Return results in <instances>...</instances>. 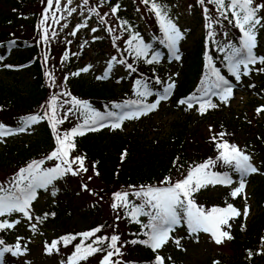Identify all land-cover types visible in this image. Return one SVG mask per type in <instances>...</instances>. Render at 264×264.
Segmentation results:
<instances>
[{
	"label": "trees",
	"instance_id": "1",
	"mask_svg": "<svg viewBox=\"0 0 264 264\" xmlns=\"http://www.w3.org/2000/svg\"><path fill=\"white\" fill-rule=\"evenodd\" d=\"M138 1L147 12L146 21L151 26V35H149L148 41L143 38L145 34L139 33V36L145 43L151 44L152 49L171 55L166 45L160 43L163 33L159 28L154 13L149 11L151 5H145L142 0ZM262 1L264 0H257L258 3ZM156 2L164 5L163 0H156ZM196 2L198 3V0ZM111 4L110 1L104 0L101 4L92 0L89 1L91 8L97 9L98 16L104 17L105 23L103 24L109 41L117 48L121 59L132 64L136 69L135 72L128 69L131 75L135 76V81L141 79L149 87L154 86L160 89L163 83L156 84L155 79L159 77L162 82L163 79L155 62L147 64L143 58L137 60L134 55L129 54L131 50L128 49L126 41L131 37V34L138 32L129 26H122V24H120L121 29H116L112 24L113 20L105 16V10L111 8ZM46 7L47 0H0V54L5 56L3 62L6 66L24 68L21 71H15L17 74H13L9 80L0 78V123L15 129L22 123V118L24 117L30 115L44 116L46 112H50L53 96H56L59 100L56 102L57 118L67 115V119L62 124L57 125V131H53L49 119L45 118L27 128V131H29L35 127L36 132L33 138L24 142L25 146L6 144L4 147L6 157L0 159V171L3 172L6 183L20 168L25 167L34 160H45L42 166L45 168L54 167L56 163H59V161L45 159L58 147L56 141L57 132L63 135L64 132L82 124L84 119L81 114L82 110H78L77 106L72 103L73 98L87 102L91 109L101 113L119 111L114 108L115 104L136 99L135 93L128 96H120L107 82H100L99 84L86 83L76 76L68 77V91L71 97L56 95L50 90V83L54 77L53 74L49 75V73L57 70V63L59 59H63L66 45L63 38L57 35L51 36V33L56 28L54 19L51 16L54 6L45 24L49 31L50 39L47 42L40 39L42 30L38 28V25ZM204 7L209 9V15L213 17L214 41L208 37L209 30L206 27L208 21L205 18ZM201 8L203 10L202 22L205 23L204 33L196 42L194 49L185 55L187 65L184 71V81L176 88L173 94V104L180 108L186 107L179 105L178 100L189 97L197 92V89L201 86L205 73L208 71L209 56L212 57L213 64L220 69L222 75L232 83H237L234 82L235 78L225 67L224 53L218 50L223 44L219 42L216 28L217 26H224L226 33L232 35L229 37V41L234 43L238 42L239 30L237 29V34H235V28L227 20H223V18L218 16L215 6L208 3L207 0H205V5L201 6ZM217 19L222 20V23L216 24L215 21ZM108 28H112L113 31L111 33L108 32ZM113 37H118L115 43L113 42ZM133 43L135 44L136 41ZM126 49L128 50L126 51ZM45 57H47L46 60ZM10 72L9 69L7 73ZM59 75L63 76V74ZM7 76L9 77L10 74ZM92 85H100L95 88L99 91L92 92ZM253 85H255V88L262 90L259 96L261 95L263 100L256 98V100H251L252 103L264 104L262 103L264 101V77L261 79V83L255 81ZM150 100L151 96L147 98V102ZM65 105H69V108H71L70 114L65 112L63 108ZM208 114V116L205 115L199 120L210 121V127L207 124L202 126L198 120L193 123L191 118L181 120L177 118L175 123L171 124V129L167 134L147 141L132 134L123 135L119 129L107 133L106 128L108 127L98 131H88L83 136L73 138L75 148L71 152L76 156L85 157L84 164H86V168L89 171L91 168L94 174L95 172L99 173L96 176L100 185L96 183L91 187V191L95 192L110 208H112L111 204L115 202L113 195L115 192L129 191V200L134 203H140L139 200L131 195L133 189L130 186H136L137 189L141 185L161 186V181L165 177H171L173 181L180 180L184 178L188 170L193 166L206 162L209 158L215 159L218 155L215 145L221 142V139L217 137V141L214 142L211 137L221 131L226 133L223 140L239 146L251 155L253 161L258 159L261 172L264 174V117L254 118L248 113V110L239 112L234 108L224 112L219 110L218 107L211 110ZM189 115L192 114L189 113ZM123 152H126L127 155L122 160L121 154ZM91 161L93 163L92 167ZM211 170L218 172L227 171L232 176V179L238 175L231 169L221 167L219 164ZM256 174H251L248 177L254 184L252 196L255 202V214L247 223L242 214L240 217L230 221V229H225L230 231L233 237L231 239L233 245L241 246L244 249L252 248L254 251L262 246V239H264V176L258 175L254 177ZM230 191L231 188H225L214 195L201 189L194 194L193 198L197 205H201L205 209H210L214 206L226 207L228 203H231L240 210L242 205L240 199L242 196L231 198L228 195ZM117 209L120 210V208ZM121 214L116 216L113 212L105 220L94 223L92 226L65 230L63 234L54 237L52 241L58 240L65 235H76L93 230L98 226H103L101 231L96 233V237L118 235L120 244H123L121 253L124 252L128 258L125 262L126 264H154L157 253L152 252L148 247L141 244L125 243L136 239H145L146 237L143 235L145 230L142 229L141 224L132 222L130 217L123 212ZM117 217L120 218L117 219ZM140 219L146 223L148 218L143 219L141 216ZM176 229L179 233L184 234V238H195L188 235L186 227H177ZM122 236L127 240L122 242ZM96 237H92L87 243H91ZM0 239L4 240V245L7 244L5 231H0ZM52 241H48V243L50 244ZM79 243H81V237L79 236L67 246H64L63 242H61L58 245L59 252L62 250H69L70 252L72 250L73 253L74 245ZM106 244L107 242H105L104 246ZM4 245H0V247ZM104 254L102 252L96 253L86 262L91 261L90 263H92L95 260V264L96 262L98 264V256ZM158 254L160 255V251ZM5 256L6 253L3 263L6 262ZM66 260L67 258L62 261ZM86 262H82V264Z\"/></svg>",
	"mask_w": 264,
	"mask_h": 264
},
{
	"label": "snow or ice",
	"instance_id": "2",
	"mask_svg": "<svg viewBox=\"0 0 264 264\" xmlns=\"http://www.w3.org/2000/svg\"><path fill=\"white\" fill-rule=\"evenodd\" d=\"M83 2L87 5L89 0H83ZM207 2L215 6L219 17L227 20L232 27L239 30L238 42L229 41L218 48L221 53H224L225 67L235 78V81L239 82L242 76H248L253 71L264 72V67L255 68L257 64L264 65V56L257 55L254 51L257 48L258 31L264 28V23H262L264 17L258 15L261 10H264V3H258L257 0H207ZM67 3L71 4L72 0H67ZM142 3L145 5L150 4L149 11L153 12L157 18L159 28L163 33L160 43L166 45L171 55L176 60H179L178 44L183 38V33L168 16L167 8L157 3L156 0H142ZM198 3L204 6L205 0H198ZM55 4L57 11H59L60 0H55ZM52 8L53 0H47V7L38 25V28L42 30L40 39L45 42L50 39L49 31L45 27V24L49 19V13ZM119 9V4L112 6V14L115 15ZM74 11L76 9H70L69 15ZM89 12L99 15L96 8L89 9ZM204 14L208 21L206 24L209 30L208 37L214 41L213 17L209 15L207 7H204ZM51 16L53 19H56L54 12L51 13ZM100 23H105L103 16H100ZM215 23L221 24L222 20L217 19ZM127 24V21L122 22V26ZM84 27H87L86 20L84 23L77 25L76 30L71 35L75 36L76 32ZM97 30L96 28L91 29L92 32H96ZM107 31L111 33L113 29L108 28ZM224 35L227 36V33L225 32ZM51 36H56V33L52 32ZM116 39L118 37H113L114 43ZM134 41H136L135 44L133 43ZM126 43L128 49L131 50L129 54L134 55L137 60L143 58L145 63L153 64L154 62H158L161 57V53L155 51L152 52L151 58H148L150 51H152V45L145 43L139 36V33L131 34ZM46 59L47 57H45ZM64 59H68L67 53L64 54ZM0 60H3L2 56H0ZM112 61L125 65L132 72L136 71L132 64L127 63L123 59L117 60L116 57H112ZM7 67L11 66L8 65ZM111 67L112 64L109 63V71ZM88 70V67L81 69L84 72ZM74 75H79V72L74 73ZM98 78L104 79L106 76ZM155 83L162 84V81L159 77H156ZM135 86L136 99L115 104L114 108L119 111L101 113L91 109L87 102L73 98L72 103L77 106L78 110H82L81 114L84 119L82 124L72 128L70 131L64 132L63 135L57 132L56 141L58 147L45 159L59 161V163H56L54 167L45 168L42 167L45 160H34L25 167L20 168L6 184L0 183V217H12L14 214H19V218L12 219L11 221L6 218L0 220V231L14 229L24 220L29 222L28 226L35 233L37 231V224L31 223L34 219L32 204L38 198V190L48 191L49 186L54 185V181L63 178L67 174L75 176L81 172L88 171L84 166L85 157H71V150L75 148L73 138L83 136L88 131H98L104 127L120 129L125 121L139 119L158 110L161 102L169 100L175 88V82L167 83L155 92L141 79L135 81ZM235 86L234 83L221 74L220 69L213 64L212 57L209 56L208 71L205 73L201 86L197 89V92L189 97L178 100V104L185 105L186 110L195 109L199 114L204 115L208 110L218 107L217 103L212 102V97H217L220 102L227 104L233 96ZM249 87H255V85H249ZM65 95L70 94L65 93ZM150 96H155V99L152 102H147V98ZM56 100L57 97L53 96L50 112H46L44 116L30 115L24 117L22 118V123L15 129L6 127L0 123V140L16 132H24L31 125L45 118L49 119L53 131H57V125L62 124L67 119V115L59 119L57 118ZM67 111L71 112V108ZM256 112L258 115L264 112V106L257 108ZM225 135L226 133L221 131L211 137L214 142L217 141V137L221 139V142L215 145L218 150L216 158H209L206 162L193 166L188 170L183 179L173 181L171 177H165L161 181V186L141 185L139 189L136 186H130L133 189L131 195L139 200L140 203H134L129 200V191H118L113 194L115 202L111 204V207L113 209L123 208L131 221L141 224L142 229L145 230L143 231L145 239H136L125 243L141 244L148 247L152 252L157 253L154 264H165V257L158 253L169 241L174 243L177 248L181 247V238H176L172 235L177 227H186L188 235L195 237L197 241L200 233L210 234L212 240L218 245L222 244L225 239H233L230 231L225 229L231 228L230 221L240 217L242 215L241 211L231 203H228L226 207L214 206L210 209H205L203 206L197 205L193 198L194 194L203 188H207L210 185H223L231 188L228 194L231 198L243 196L245 200L247 199L245 195L246 178L251 174L258 173L260 169L252 163L251 155L239 146L223 140ZM126 155L127 153L123 152L121 159L123 160ZM217 164L221 167L229 168L238 174V182H234L232 176L227 171H212L211 169L215 168ZM73 165H78V167L74 169ZM95 175H99V173L95 172ZM234 183H237V186L232 187ZM82 188L88 190L87 185H82ZM51 195H56L54 188L51 191ZM249 212L250 207L246 204L243 216L246 218ZM51 215L54 216L55 214L52 213ZM48 216L49 214L45 213L42 217L36 216L35 220L42 223ZM141 216L148 218L146 223L141 221ZM119 218L117 217V219ZM102 227L98 226L93 230L76 235H65L58 240L52 241L50 244L45 242V253L48 255L54 252L58 253V245L61 242H63L64 246H67L79 236L81 237V243L74 245V251L71 256L66 261H62L61 264H81V262H86L90 257L99 252L105 253L100 264H122L119 259H113V257L121 255L123 244H120V237L118 235L96 237V233L100 232ZM92 237L96 238L91 243H87ZM105 242H107L106 246H104ZM4 243V240L0 239V245H4ZM262 247H264V239H262ZM27 251V246L25 245L22 248L19 242L14 248L8 246L0 247V264H3L5 253L20 256ZM252 255L253 252L249 250L248 258H251ZM168 259L170 260L171 257H168ZM214 264H219V262L214 261Z\"/></svg>",
	"mask_w": 264,
	"mask_h": 264
},
{
	"label": "rangeland",
	"instance_id": "3",
	"mask_svg": "<svg viewBox=\"0 0 264 264\" xmlns=\"http://www.w3.org/2000/svg\"><path fill=\"white\" fill-rule=\"evenodd\" d=\"M92 1L101 4L103 0ZM104 1H110L112 3L111 6L116 4L120 5V9L115 15L112 14L111 8L105 10V16L113 20L112 24L116 29L120 28V24H122L123 21H127L128 24L125 26L131 27L138 33L145 34L143 38L148 41L147 39H149V35H151V26L146 21L147 12L138 0ZM163 1L164 6L167 8L168 16L176 23L183 33V38L178 44V55L180 59L176 60L170 54L161 53L159 61L155 62L156 67L160 70L159 72L163 78L164 85L173 81L175 82L174 91L184 81V71L187 65L185 55L194 49L196 42L203 35L204 23L202 22V8L196 0ZM54 8L56 16V19H54L56 24L54 32L65 41L66 49L64 52L67 53L68 59L65 60L64 57L63 59H59L57 70L49 73L51 75L53 74L54 77L53 81L50 83V90L56 95L71 97L70 95H65V93L70 94L68 91V77L76 76L86 83L91 82L99 84L101 81H106L117 94H120V96L134 94L136 87L135 76L131 75L125 65L112 61V57H116L117 60H121V57L117 52V48L109 41L104 24L100 23V16L89 12V9H91L89 3L85 5L83 0H72V3L68 4L67 0H60L59 11H57L55 3ZM73 8L76 9V11L69 15V10ZM258 15L264 17V10H261ZM85 20L87 21V27L80 28L75 36L71 35V33L76 30L77 25L84 23ZM262 23H264V20H262ZM65 25L67 26L65 27ZM92 28L98 30L92 32ZM225 31V27L222 25L216 28L217 37L223 43L229 41V37L224 35ZM155 51L157 50L152 49L149 56ZM257 55L264 56V28L258 31ZM109 63L112 64L110 71L108 70ZM85 67H88L89 70L86 72L81 71V69ZM260 67H262L260 64L255 66V68ZM14 69H10L11 72L7 73L9 68L5 66L3 61H0V78L6 80L11 79L13 74H17L15 73L17 70ZM77 72H79V75H74V73ZM8 74H10L9 77L7 76ZM59 74H63V76ZM102 76H106V78H98ZM263 77L264 72L257 71H253L248 76H242L243 82L239 83L238 90L233 92V96L228 103H218L219 110H223L224 112H227L230 108H234L239 112L241 110H248V113L254 118L264 117V112H261L259 115L256 112L257 108L264 106V104L252 103L251 101L256 100V98L263 100L261 95L259 96L262 90L249 87V85L255 81L261 83ZM99 86L100 85H92L91 91H99L95 89ZM150 88L153 92L159 90V88L154 86ZM172 94L169 100L161 102L158 110L142 116L139 119L125 121L122 128L119 129L121 134H132L147 141L167 134L171 129V124L173 125L177 118H180V120L191 118L193 123H196L198 120V122H201L202 126L207 124L208 127H210V121L199 120L205 115L208 116V113L201 115L195 109L186 110V108H180L174 105ZM154 99L155 96H151L150 102ZM57 101L59 100L57 99L56 102ZM262 103H264V101H262ZM63 108L65 112L71 113L67 111L69 105H65ZM210 110L208 112H210ZM189 113L192 115H189ZM35 130L36 128L33 127L29 131L17 132L0 140V159L6 157L4 150L6 144H10L11 146H25L24 142L34 137ZM115 130L117 129H112L110 127L106 128L107 133L109 131L114 132ZM71 157H76V155L71 152ZM92 164L91 161V167L93 166ZM254 165L260 169L258 159L254 161ZM84 166L86 167V164H84ZM77 167L78 165H73L74 169ZM260 172L254 177L258 175L264 176V174ZM89 177H91V179H89ZM248 177L246 178L245 188L247 199L245 200L243 196L240 199L242 202L240 206L242 214L246 204L250 207L249 215L246 218L244 217L246 223L256 212L254 197L252 196L254 184H252L251 179L249 180ZM238 180V175L233 178L234 182H238ZM0 183L6 184L2 171H0ZM96 183L100 185L97 176L90 168V171L81 172L79 175L74 176L67 174L63 178L54 181V185L49 186L48 191L38 190V198L32 204V215L34 219L31 221V223L37 224V231L34 233L28 226L29 222L24 220L14 229L5 230L6 238L8 242L12 244L13 248L19 242L22 248L26 245L28 249L25 254L20 256H14L9 253L8 264H60L69 250H62L58 253L54 252L48 255L45 253V242L51 241L56 236H60L65 230L75 227L84 228L92 226L94 223H99L113 212L116 216L122 215V212L126 214L123 208H120V210L110 208V206L101 200L95 192L93 193L91 191V187ZM82 185H87L88 190H84ZM235 186H237V183L232 185V187ZM53 188L56 190L55 196L51 195ZM225 188L230 187L210 185L207 188H203V190L215 195ZM45 213H48L49 216L42 223L35 220L36 216L42 217ZM52 213L55 215H51ZM142 217L143 219L146 218L144 216ZM0 218H6L11 221L12 219L19 218V214H14L12 217ZM172 235L176 238H181V247L177 248L174 243L169 241L167 245L160 249L162 256L165 257V264H214V261H218L219 264H264V247L262 246L254 251L252 248L244 249L241 246L233 245L232 241L227 239H225L222 244L218 245L212 240L210 234L206 233H200L198 241L196 238H184V234L178 231L173 232ZM126 240V238H123L122 242ZM249 250L253 252L251 258H248ZM102 257L103 255L98 256V264ZM168 257H171V259L169 260ZM113 259H121L120 261L122 264H126L125 262L128 260L124 252L118 257H113ZM90 262L91 261L84 264H95V260L92 263Z\"/></svg>",
	"mask_w": 264,
	"mask_h": 264
}]
</instances>
